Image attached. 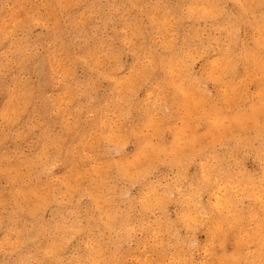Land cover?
Segmentation results:
<instances>
[{
  "label": "rangeland",
  "instance_id": "rangeland-1",
  "mask_svg": "<svg viewBox=\"0 0 264 264\" xmlns=\"http://www.w3.org/2000/svg\"><path fill=\"white\" fill-rule=\"evenodd\" d=\"M243 12L0 0V264H264V8Z\"/></svg>",
  "mask_w": 264,
  "mask_h": 264
},
{
  "label": "clouds",
  "instance_id": "clouds-1",
  "mask_svg": "<svg viewBox=\"0 0 264 264\" xmlns=\"http://www.w3.org/2000/svg\"><path fill=\"white\" fill-rule=\"evenodd\" d=\"M237 3L240 4V7L244 10L243 15L244 17L252 16L255 17L256 12L255 8L260 7L264 8V0H259V3L257 4V0H243V3L240 2V0H237ZM216 13L213 14V18L215 17ZM261 20H264V12L260 13ZM214 215L213 213H209V217ZM194 247V245H193Z\"/></svg>",
  "mask_w": 264,
  "mask_h": 264
},
{
  "label": "bare ground",
  "instance_id": "bare-ground-1",
  "mask_svg": "<svg viewBox=\"0 0 264 264\" xmlns=\"http://www.w3.org/2000/svg\"><path fill=\"white\" fill-rule=\"evenodd\" d=\"M121 169V168H120Z\"/></svg>",
  "mask_w": 264,
  "mask_h": 264
}]
</instances>
